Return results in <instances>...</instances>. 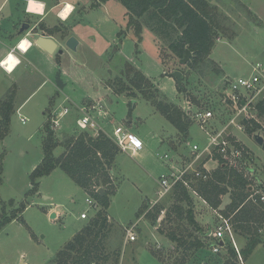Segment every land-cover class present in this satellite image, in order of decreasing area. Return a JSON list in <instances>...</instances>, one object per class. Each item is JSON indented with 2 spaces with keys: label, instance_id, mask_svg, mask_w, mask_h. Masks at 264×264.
<instances>
[{
  "label": "rangeland",
  "instance_id": "374dc122",
  "mask_svg": "<svg viewBox=\"0 0 264 264\" xmlns=\"http://www.w3.org/2000/svg\"><path fill=\"white\" fill-rule=\"evenodd\" d=\"M211 1L227 17L222 21L225 28L217 34L211 52V57L225 74L214 80L210 71L207 78L191 70L147 26L138 42L136 27L128 26L126 8L119 0L108 4L103 1L105 3L90 5L86 10L77 9L68 22L81 43L76 50L65 51L62 42L64 52L57 51L54 59L32 50L27 55L32 62L24 60L13 74L0 68V99L10 91L15 93L9 132L0 138V216L3 212L17 215L0 227V264H21L23 261L24 264H51L57 252L95 216L99 206L95 209L87 201L93 197L60 168L42 177L37 192H30V175L43 159L44 129L52 111L55 109L59 113L65 106L70 110L62 118L59 128L54 130L58 140L63 142L66 134L77 136L88 131L98 135L96 130L83 129L77 124V118L81 116L79 107L93 104L97 105L93 109L95 117L109 135H113L120 124L144 143L138 154L119 148V157L117 155V162L113 164V167L116 165L114 181L117 183L108 209L113 223L107 242L111 258L104 264H115L113 250L120 253L117 264L224 262L228 256L227 247L214 252L212 247L205 246L186 257L181 250L173 249V241L167 237L168 232L176 230L189 236L188 239L201 237L207 242L212 241L210 235L204 237L202 232H209L220 216L202 198L192 196L199 228L186 219H178L175 213L171 219H165L164 211L155 224L145 216L155 205L171 206L172 192L156 201L159 179L170 173L172 160L176 163L180 158V164L190 160V147L186 141L204 144L206 136L195 124L187 137L175 134L173 124L143 96L132 98L116 94L108 85L116 77L125 76L127 62L134 63L158 83L169 101L182 108L189 102L195 107H210L224 120L227 113L222 114L221 94L226 78L247 77L256 63L264 67V0ZM2 21L6 20L2 17L0 24ZM59 31L62 38L69 33L65 25ZM176 71L182 72L183 86L187 88L185 93L178 86ZM58 72H61L63 87L56 83ZM194 97L199 105L194 102ZM22 117L27 121L24 122ZM250 117L249 120L255 119L260 127L252 133L246 129L236 131L235 138L247 154L243 170L253 169V173L248 174L250 182L255 184L259 180L264 182V143L257 141V136L264 138V115L253 110ZM64 149V145L59 146L56 155ZM165 154L169 158L164 159ZM208 165L213 169L217 163L210 161ZM111 176L114 177L112 172ZM227 202L225 196L224 203ZM83 212H87L88 218L82 217ZM53 213L55 216L52 217ZM134 223H137L136 239L126 242L124 228ZM236 242L239 249L246 245L245 238L238 233ZM246 260L240 259L241 264ZM247 264H264L263 244L255 248Z\"/></svg>",
  "mask_w": 264,
  "mask_h": 264
},
{
  "label": "trees",
  "instance_id": "16d2710c",
  "mask_svg": "<svg viewBox=\"0 0 264 264\" xmlns=\"http://www.w3.org/2000/svg\"><path fill=\"white\" fill-rule=\"evenodd\" d=\"M119 1L127 10L128 26L136 27L138 42L142 39L144 26H147L181 60L185 57L186 51L190 50L191 56L186 64L198 75L209 78L207 72L210 71L214 80L225 74L221 65L211 57L217 34L225 28L222 21L227 18L216 3L211 0ZM55 30L59 28H54L53 31ZM124 74L125 76H118L108 84L116 94L129 95L132 98L143 96L181 135L188 136L193 121L182 107L169 101L158 84L134 64L127 62ZM180 90L187 92L185 86L180 87ZM14 97L15 93L10 91L6 97L0 99L1 139L9 132ZM193 100L197 102L196 97ZM197 104L199 105L198 102ZM256 110L258 115H264V98L257 103ZM50 119L44 129L43 159L30 175L32 181L30 192H37L42 177L60 168L99 204L95 216L57 252L51 264L107 263L111 258L107 242L113 227L108 209L112 195L116 192L111 170L119 147L104 132H99L98 135L88 131L80 132L77 136L66 134V138L60 142L50 127ZM249 122L246 127L249 133L260 127L255 119ZM63 145L64 151L56 155L55 150ZM193 186L210 207L230 219L236 233L246 240V245L239 251L228 244V256L222 264H241L240 257L246 260L259 244L264 245V201L260 198L261 193L251 197L257 188H252L250 180L242 172L223 165L220 160L207 179H196ZM101 187L104 188L103 194L99 191ZM225 196L228 197L227 203H224ZM171 197L173 203L170 207L155 205L145 213V216L155 224L158 216L164 211L165 219H171L175 213L178 219H186L198 227L189 190L182 183H178ZM10 202L14 203V200ZM24 207L25 204L22 205V209ZM16 217L15 214L3 212L0 216V227ZM202 234L204 237L209 236V232L203 231ZM167 237L173 241V249L181 250L186 257L193 256L201 248L212 245V241L207 242L201 237L188 239L189 236L176 230L168 232ZM112 254L117 264L119 250H113Z\"/></svg>",
  "mask_w": 264,
  "mask_h": 264
},
{
  "label": "built area",
  "instance_id": "2783aa9c",
  "mask_svg": "<svg viewBox=\"0 0 264 264\" xmlns=\"http://www.w3.org/2000/svg\"><path fill=\"white\" fill-rule=\"evenodd\" d=\"M10 54L12 55V52L8 53L1 63L7 59ZM16 65L17 63L14 64V67ZM221 96V102L223 103L222 114L224 112L227 113L224 120L210 107H195L191 102L183 107L193 121V124L199 127L207 140L204 144L192 142L190 140L185 142L186 145L190 147L189 152L191 153V158L182 164H180V158L176 160V163L174 160L171 161L172 165L169 168L170 173L161 176L159 179L160 188L157 192L158 198L156 201L168 193H171L178 183H182L192 196L194 195L202 198L193 184L196 179H207L210 176L213 170L208 166L210 161L219 164L221 160L223 165L237 169L250 180L248 173L251 175L253 169L248 167L249 169H247V171L243 170L246 164L247 154L244 151V147L239 145V141L235 136L236 131H245L247 121L251 118L250 113L253 110L257 111V103L264 98L263 65L261 63L254 64L252 73L247 77L228 76ZM95 108H97L96 104L79 107L81 112V116L77 118L79 127L88 130H96L97 134H99V132H104L123 151H130L132 154H136L143 150V141L123 125H117L113 131V135H109L104 127L100 125L98 118L95 117V112L93 110ZM69 111L67 106L59 113H56L55 109L52 111L50 119V127L52 130L59 128L62 118L67 115ZM22 120L25 122L27 118L22 117ZM221 120H223L222 123ZM137 141L140 142L139 146L137 145ZM163 158L167 159L169 155L165 154ZM251 185L252 188H257L251 197L261 193L260 198L264 201V182L259 180L255 184L251 183ZM87 201L90 205L95 207V209L99 206L94 198H88ZM216 212L220 216V220L209 230V235L212 237V250L214 252H219L221 249L226 248L228 244H231L239 251L240 249L236 242L237 233L230 219L224 217L219 211L216 210ZM82 217L88 218L87 212H83ZM136 225L137 223L131 226H125L126 242L136 239ZM240 259H242V257H240Z\"/></svg>",
  "mask_w": 264,
  "mask_h": 264
},
{
  "label": "crops",
  "instance_id": "0c3cea01",
  "mask_svg": "<svg viewBox=\"0 0 264 264\" xmlns=\"http://www.w3.org/2000/svg\"><path fill=\"white\" fill-rule=\"evenodd\" d=\"M9 1L0 0V18L3 17V19L6 20V21H2V24H0V63L10 52H12V54H14L17 57V59L20 60V62L15 67L13 65L12 70L5 69V67H3L1 64H0V68H3V70L7 74H13L21 65H23L24 60H27L28 63L32 62V59L27 56L32 50H34V52L38 55H46L48 58L54 59V55L56 54L58 49L63 47L62 42L64 43L69 36L74 35L72 31V25L68 24V22L70 21L74 13L77 11V9L83 8L84 10H86L90 5L98 6L105 2H106L105 4L114 3L115 0L114 1L113 0H101V1H98V0L97 1L96 0H33V6L35 5L36 2L44 4L42 14H38L35 10L31 12L26 11V8L29 7V0H12L10 5L8 4ZM24 2H26L25 5H23ZM68 4L73 6V10L69 14H67L66 18H61L60 13L63 11L64 7ZM126 17L128 19L127 10H126ZM25 22L30 23L31 28L27 32L20 33V28ZM63 25L67 26L69 30V33L67 36H65V38H62L61 32L59 30L53 31L54 28H57V27L60 28ZM42 35L51 37L58 42V47L54 53L47 52L45 49H43L37 44V39ZM22 39H26L29 43L26 50L18 47V44L21 43ZM63 39H65V41H63ZM79 44H81L80 40H79ZM64 49L65 51L69 50L67 49V47ZM21 106L22 105H20V107ZM178 133L179 132L176 129L175 134H178ZM138 153H140V151ZM118 157H116L115 162H117ZM115 167H113L111 170V172L114 174V177H112L113 181L116 178L115 177ZM114 183H117V182L114 181ZM213 210L216 212V209H213ZM110 220H111V217H110ZM208 247H212V246H208ZM248 260L249 258L243 264H247Z\"/></svg>",
  "mask_w": 264,
  "mask_h": 264
},
{
  "label": "water",
  "instance_id": "95a60500",
  "mask_svg": "<svg viewBox=\"0 0 264 264\" xmlns=\"http://www.w3.org/2000/svg\"><path fill=\"white\" fill-rule=\"evenodd\" d=\"M30 28H31L30 23L25 22V23H23L22 27L20 28V33L27 32L30 30ZM37 44L49 53H54L58 47V42L55 39H53L51 37H47L45 35H42L37 39ZM78 44H79V41L74 35L69 36L66 39V41L64 42V46L70 50H76L78 47ZM58 51L60 53H63L64 50L62 48H60V49H58ZM190 56H191V51L187 50L185 57L182 59V62L186 63L189 60ZM174 74L177 76L178 86L183 87L182 72L176 71ZM60 75H61V72H58V75L56 78V83L59 87H63L64 83L62 82ZM257 141H258V143L263 144L264 138L262 136H257ZM99 191L103 194L104 188L101 187L99 189ZM53 216H55V213L52 214V217ZM21 264H24V261Z\"/></svg>",
  "mask_w": 264,
  "mask_h": 264
},
{
  "label": "clouds",
  "instance_id": "9594fccd",
  "mask_svg": "<svg viewBox=\"0 0 264 264\" xmlns=\"http://www.w3.org/2000/svg\"><path fill=\"white\" fill-rule=\"evenodd\" d=\"M43 8H44V4L42 3H37L33 6V0H29V7L26 8V11H33L35 10L38 14H42L43 13ZM73 10V6L68 4L64 7L63 11L60 13L61 18H66L67 14H69L71 11ZM19 48L24 49V44L20 43L18 45ZM26 50V49H25ZM7 61L9 63V66L11 65V63L13 62V56L10 54L7 57ZM15 63H19V60H15ZM9 70H11V68L9 67ZM139 141H137V145L139 146Z\"/></svg>",
  "mask_w": 264,
  "mask_h": 264
},
{
  "label": "bare ground",
  "instance_id": "6f19581e",
  "mask_svg": "<svg viewBox=\"0 0 264 264\" xmlns=\"http://www.w3.org/2000/svg\"><path fill=\"white\" fill-rule=\"evenodd\" d=\"M35 4H37V2L35 3ZM21 43H23L24 44V49H26L27 48V46H28V41L26 40V39H23L22 41H21ZM12 56H13V62L11 63V65L9 66V63H8V61H7V59H5L2 63H0L3 67H5V69H7V70H9V67L11 68V70L13 69V65L15 64V60H17V57L14 55V54H12Z\"/></svg>",
  "mask_w": 264,
  "mask_h": 264
}]
</instances>
